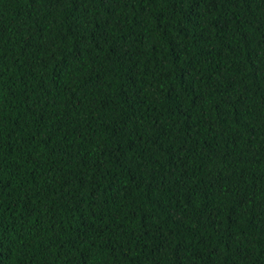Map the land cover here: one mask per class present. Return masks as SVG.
<instances>
[{"label":"trees","instance_id":"trees-1","mask_svg":"<svg viewBox=\"0 0 264 264\" xmlns=\"http://www.w3.org/2000/svg\"><path fill=\"white\" fill-rule=\"evenodd\" d=\"M0 264H264V0H0Z\"/></svg>","mask_w":264,"mask_h":264}]
</instances>
